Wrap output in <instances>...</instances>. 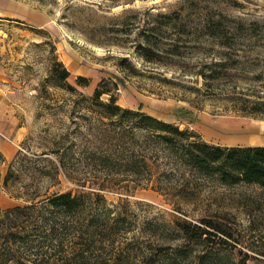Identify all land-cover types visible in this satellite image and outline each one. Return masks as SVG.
Segmentation results:
<instances>
[{"label": "rangeland", "instance_id": "obj_1", "mask_svg": "<svg viewBox=\"0 0 264 264\" xmlns=\"http://www.w3.org/2000/svg\"><path fill=\"white\" fill-rule=\"evenodd\" d=\"M101 81L210 145L264 146V0H0V214L83 194L118 264H264V188L168 158L135 173L131 139L87 110Z\"/></svg>", "mask_w": 264, "mask_h": 264}, {"label": "trees", "instance_id": "obj_2", "mask_svg": "<svg viewBox=\"0 0 264 264\" xmlns=\"http://www.w3.org/2000/svg\"><path fill=\"white\" fill-rule=\"evenodd\" d=\"M57 67L51 72L56 82L71 92H78L67 83L70 73L64 65L59 62ZM107 83L101 81L93 95L85 97L89 104L87 110L104 127L118 129L122 140L131 139L135 146L131 152L134 157L132 171L141 173L148 161L155 164L162 158H168L196 173L215 175L222 183H245L264 188V146L210 145L200 140L193 130H182L176 124L160 120L141 109L120 107ZM76 85L85 88L89 80L78 77ZM103 96L108 99L102 101ZM125 146L124 142V151L128 149ZM86 200L83 194H55L43 201L0 214V264L120 263L119 258L99 255L98 246L110 241L116 229L104 226L95 215L86 218L89 215ZM212 228L221 232L215 226ZM181 230L189 239L205 242L214 235L200 228L201 232L197 235H193L189 227ZM143 264L155 263L146 261ZM237 264H249L248 257L245 256Z\"/></svg>", "mask_w": 264, "mask_h": 264}]
</instances>
